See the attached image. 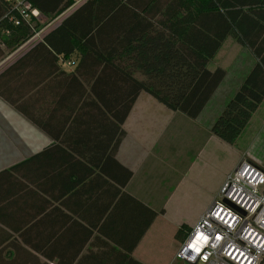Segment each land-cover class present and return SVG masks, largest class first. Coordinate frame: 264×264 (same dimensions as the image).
Wrapping results in <instances>:
<instances>
[{
  "label": "crops",
  "instance_id": "1",
  "mask_svg": "<svg viewBox=\"0 0 264 264\" xmlns=\"http://www.w3.org/2000/svg\"><path fill=\"white\" fill-rule=\"evenodd\" d=\"M75 7L40 13L0 57V264H192L177 251L226 176L243 159L264 170V99L234 143L211 130L256 58L227 36L208 62L225 76L197 117L141 91L117 145L115 85L94 83L93 63L44 41ZM217 160L230 164L209 200L186 212Z\"/></svg>",
  "mask_w": 264,
  "mask_h": 264
},
{
  "label": "trees",
  "instance_id": "2",
  "mask_svg": "<svg viewBox=\"0 0 264 264\" xmlns=\"http://www.w3.org/2000/svg\"><path fill=\"white\" fill-rule=\"evenodd\" d=\"M28 1L50 19L74 4ZM10 9V1L0 0V57L38 25L33 18L13 25L8 17L17 13ZM5 29L9 34L1 33ZM227 36L256 58L211 126L216 136L234 143L264 99V0H82L44 41L59 52H79L80 66L93 63L94 83L115 85L110 99L117 105L119 145L121 123L141 91L171 110L198 116L225 76L222 67L210 69L208 62ZM124 170L128 180L131 173Z\"/></svg>",
  "mask_w": 264,
  "mask_h": 264
},
{
  "label": "built area",
  "instance_id": "3",
  "mask_svg": "<svg viewBox=\"0 0 264 264\" xmlns=\"http://www.w3.org/2000/svg\"><path fill=\"white\" fill-rule=\"evenodd\" d=\"M7 1L17 13L8 17L13 25L40 16L28 0ZM176 256L192 264H264V170L243 159L226 176Z\"/></svg>",
  "mask_w": 264,
  "mask_h": 264
},
{
  "label": "rangeland",
  "instance_id": "4",
  "mask_svg": "<svg viewBox=\"0 0 264 264\" xmlns=\"http://www.w3.org/2000/svg\"><path fill=\"white\" fill-rule=\"evenodd\" d=\"M228 46H229L228 44L224 45L223 50H225V48H227ZM229 57L233 58V55L230 54ZM219 62H220V60H216V59L212 60L210 66L212 67L215 63H219ZM239 62L240 61L235 62L236 67L234 65L233 69L234 68L236 69L237 67L240 68ZM238 143L242 148L246 147V143H245L244 139H240ZM240 150H242V149L240 148ZM246 151L248 152V149H246ZM232 157H233V155H231L229 160H231ZM215 163L216 164L214 165V169H211V170L206 172L208 175L200 176L201 180L204 183L202 185L200 183H198L196 190L193 192L189 189V195H191V196L188 199H186V201H187L186 202L187 205L185 206L186 212H189L190 214L196 212L203 202L205 203L207 200H209V193L212 192L213 191L212 188H215V186L217 185V181L219 180L221 172L225 169V167H227L230 164V162L228 160H222V161L217 160ZM217 191L218 190L215 191L214 199L217 198V196H218V194H216V193H218ZM188 196H186L184 198H187Z\"/></svg>",
  "mask_w": 264,
  "mask_h": 264
},
{
  "label": "water",
  "instance_id": "5",
  "mask_svg": "<svg viewBox=\"0 0 264 264\" xmlns=\"http://www.w3.org/2000/svg\"><path fill=\"white\" fill-rule=\"evenodd\" d=\"M226 203H228V204H230V205H232L229 201H227V200H224Z\"/></svg>",
  "mask_w": 264,
  "mask_h": 264
}]
</instances>
